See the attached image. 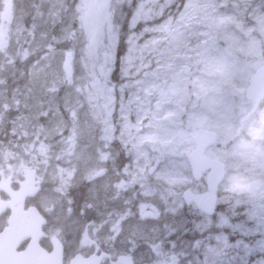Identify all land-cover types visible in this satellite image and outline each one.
Here are the masks:
<instances>
[{
    "label": "snow or ice",
    "instance_id": "snow-or-ice-1",
    "mask_svg": "<svg viewBox=\"0 0 264 264\" xmlns=\"http://www.w3.org/2000/svg\"><path fill=\"white\" fill-rule=\"evenodd\" d=\"M152 19V0H0V264H136L129 192L214 211L154 142Z\"/></svg>",
    "mask_w": 264,
    "mask_h": 264
},
{
    "label": "rangeland",
    "instance_id": "rangeland-1",
    "mask_svg": "<svg viewBox=\"0 0 264 264\" xmlns=\"http://www.w3.org/2000/svg\"><path fill=\"white\" fill-rule=\"evenodd\" d=\"M152 15L147 59L162 93L153 98L161 102L154 142L182 161L191 183L193 137L213 131L206 154L226 174L213 215L187 203L182 185L127 193L118 232L122 226L136 264H264V99L254 110L245 96L264 65V0H152ZM206 175L195 180L201 188ZM142 204L157 214L142 215Z\"/></svg>",
    "mask_w": 264,
    "mask_h": 264
},
{
    "label": "water",
    "instance_id": "water-1",
    "mask_svg": "<svg viewBox=\"0 0 264 264\" xmlns=\"http://www.w3.org/2000/svg\"><path fill=\"white\" fill-rule=\"evenodd\" d=\"M246 98L253 101V109H256L259 105L260 101L264 98V65L258 67L255 73L251 76L249 85L246 89L245 93ZM246 116L244 119H246ZM244 119L242 121H244ZM217 139V135L213 131H209L207 129H198L196 134L194 135V140L196 142V148L189 155L190 166L192 169V175L195 176L196 180L200 179L202 176V172L209 170L207 175V185L210 187L213 195L214 203V211L216 205V191L219 183L222 181L225 174V165L216 159H213L205 154V150L207 147L212 145ZM208 177H211L212 180H209ZM4 188L7 190L8 183L7 181L4 183ZM183 197L187 203H190L186 196L183 193ZM198 206V205H197ZM206 207V202H200L198 208H200L206 214H213V212L208 213L204 210ZM127 260H131V256L126 257Z\"/></svg>",
    "mask_w": 264,
    "mask_h": 264
},
{
    "label": "trees",
    "instance_id": "trees-1",
    "mask_svg": "<svg viewBox=\"0 0 264 264\" xmlns=\"http://www.w3.org/2000/svg\"><path fill=\"white\" fill-rule=\"evenodd\" d=\"M180 2H184L185 0H179ZM172 7V6H171ZM157 21V19L156 18H153L152 19V21H151V24L153 23V22H156ZM178 237L180 238L181 237V234H178ZM193 237H191V239H192ZM178 240H180V239H178ZM177 240V241H178Z\"/></svg>",
    "mask_w": 264,
    "mask_h": 264
},
{
    "label": "bare ground",
    "instance_id": "bare-ground-1",
    "mask_svg": "<svg viewBox=\"0 0 264 264\" xmlns=\"http://www.w3.org/2000/svg\"><path fill=\"white\" fill-rule=\"evenodd\" d=\"M160 125V124H159ZM158 130H160V129H158ZM162 131V130H161ZM180 143H182V142H180ZM177 144H178V142H177ZM176 147V146H175ZM180 164H182V161H180ZM182 167V166H181ZM184 167V166H183Z\"/></svg>",
    "mask_w": 264,
    "mask_h": 264
}]
</instances>
